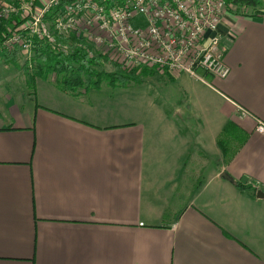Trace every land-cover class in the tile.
I'll return each mask as SVG.
<instances>
[{
	"label": "crops",
	"instance_id": "crops-1",
	"mask_svg": "<svg viewBox=\"0 0 264 264\" xmlns=\"http://www.w3.org/2000/svg\"><path fill=\"white\" fill-rule=\"evenodd\" d=\"M262 7L223 16L225 78L0 91V264H264Z\"/></svg>",
	"mask_w": 264,
	"mask_h": 264
},
{
	"label": "built area",
	"instance_id": "built-area-1",
	"mask_svg": "<svg viewBox=\"0 0 264 264\" xmlns=\"http://www.w3.org/2000/svg\"><path fill=\"white\" fill-rule=\"evenodd\" d=\"M228 9L226 0H0V21L9 22L0 50L18 47L29 59L41 43L64 55L72 43L126 69L225 78L219 25Z\"/></svg>",
	"mask_w": 264,
	"mask_h": 264
},
{
	"label": "trees",
	"instance_id": "trees-1",
	"mask_svg": "<svg viewBox=\"0 0 264 264\" xmlns=\"http://www.w3.org/2000/svg\"><path fill=\"white\" fill-rule=\"evenodd\" d=\"M228 5L234 6L237 11L244 13L247 9L254 13L262 10V0H226ZM9 22L0 21V36L8 33ZM81 42L84 44L82 38H76L71 36L69 41ZM68 42V40H66ZM88 47V46H86ZM86 47H74L71 53L66 55L62 53L53 52L45 44L37 45L34 50V57L32 67H28L25 63V74L28 77V84L34 86V78L39 76L40 78H47V75L54 74V83L61 89L69 92L76 93L81 88H88L93 82V77H99L105 75L111 79H118L122 83L129 81L138 82L139 78L144 75L148 68H142L140 71L137 69H126L117 62H112L116 68L113 73H102L103 71H97L95 66L99 65L102 60L108 61V58L101 53H97L94 56L89 54V49ZM90 48V47H88ZM19 48L15 47L10 50H0V61H4L9 64H17V57L19 54ZM31 68V69H30ZM231 181L240 186L241 184L235 180Z\"/></svg>",
	"mask_w": 264,
	"mask_h": 264
},
{
	"label": "rangeland",
	"instance_id": "rangeland-1",
	"mask_svg": "<svg viewBox=\"0 0 264 264\" xmlns=\"http://www.w3.org/2000/svg\"><path fill=\"white\" fill-rule=\"evenodd\" d=\"M264 3V0H262V4ZM70 44V43H69ZM71 47L74 48L73 44H70ZM34 53H32L31 58L34 57ZM100 53V52H99ZM103 55V54H102ZM108 58V56H106ZM29 58L28 55L24 54L23 52L19 51L18 57H17V64H9L4 61H0V91L4 92L6 91L8 93L15 92V94H20V95H28L31 94L32 87L28 84L30 82L28 80V77L25 74V63H27L28 67H32L33 65V60ZM112 60L108 58V61L102 60L99 65L95 66V69L97 71H103L102 73H113L115 71V67L112 64ZM31 69V68H30ZM54 74L51 73L47 75L46 79H51L54 81ZM35 79H41L39 76L34 78ZM145 79L146 76H141L139 78L138 82L135 81H129L126 82L125 84L119 81L118 79H111L110 77H106L105 75L96 77H93V82L91 85H89V88H95L98 92V98L101 102H108V98H120L118 97V94L122 95L123 91L127 88H143L145 85ZM144 80V81H142ZM35 83V82H34ZM39 84H42V81L39 82ZM40 92H44L43 87L39 88ZM127 93V92H126ZM3 96V94H1ZM97 95V94H95ZM90 98V96H87ZM113 101V100H112ZM118 105V104H116ZM224 142V141H223ZM226 144V143H225Z\"/></svg>",
	"mask_w": 264,
	"mask_h": 264
},
{
	"label": "water",
	"instance_id": "water-1",
	"mask_svg": "<svg viewBox=\"0 0 264 264\" xmlns=\"http://www.w3.org/2000/svg\"><path fill=\"white\" fill-rule=\"evenodd\" d=\"M257 195H258L259 197L264 196L263 193H262L261 191H257Z\"/></svg>",
	"mask_w": 264,
	"mask_h": 264
}]
</instances>
